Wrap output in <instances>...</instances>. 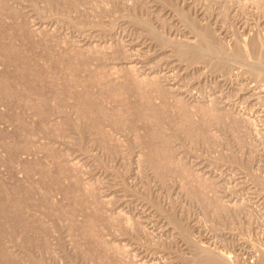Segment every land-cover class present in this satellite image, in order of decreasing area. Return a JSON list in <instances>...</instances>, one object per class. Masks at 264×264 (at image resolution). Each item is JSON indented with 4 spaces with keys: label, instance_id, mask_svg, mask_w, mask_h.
<instances>
[{
    "label": "rangeland",
    "instance_id": "1",
    "mask_svg": "<svg viewBox=\"0 0 264 264\" xmlns=\"http://www.w3.org/2000/svg\"><path fill=\"white\" fill-rule=\"evenodd\" d=\"M264 264V0H0V264Z\"/></svg>",
    "mask_w": 264,
    "mask_h": 264
},
{
    "label": "bare ground",
    "instance_id": "2",
    "mask_svg": "<svg viewBox=\"0 0 264 264\" xmlns=\"http://www.w3.org/2000/svg\"><path fill=\"white\" fill-rule=\"evenodd\" d=\"M218 264V263H217Z\"/></svg>",
    "mask_w": 264,
    "mask_h": 264
}]
</instances>
